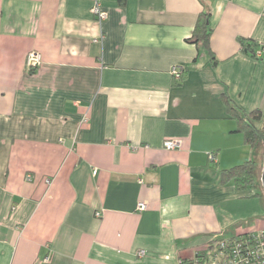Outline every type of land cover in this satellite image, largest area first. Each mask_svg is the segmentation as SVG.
<instances>
[{
    "label": "crops",
    "instance_id": "crops-1",
    "mask_svg": "<svg viewBox=\"0 0 264 264\" xmlns=\"http://www.w3.org/2000/svg\"><path fill=\"white\" fill-rule=\"evenodd\" d=\"M97 1L103 21L96 0H0V264H190L264 230L260 186L222 180L257 157L225 98L264 112L239 43L264 44V0ZM203 11L217 62L188 41Z\"/></svg>",
    "mask_w": 264,
    "mask_h": 264
},
{
    "label": "trees",
    "instance_id": "trees-1",
    "mask_svg": "<svg viewBox=\"0 0 264 264\" xmlns=\"http://www.w3.org/2000/svg\"><path fill=\"white\" fill-rule=\"evenodd\" d=\"M210 20L211 12L203 11L198 17L194 33L188 38V41L197 45H203L211 56L210 60L217 62V58L210 46L211 35L213 33ZM239 43L243 54L259 59L264 64V56L262 57V54H264V44L253 38L246 37H240ZM259 51L261 55H259ZM32 72L35 71L33 70ZM183 73L181 70L180 77L178 79L175 78L177 83H180ZM225 99L229 113L238 120V130L243 132L246 142L257 154V157L254 156L249 161L222 170V180L233 181L239 191H251L257 186H261L259 176L263 163L258 158L264 155V112L260 108H256L249 113L239 112L229 97L226 96ZM229 250L235 251L236 254L228 255ZM259 252L264 255V230L235 235L229 238H216L210 242L209 248L197 253L194 262L190 264H210L215 258L219 259V255L221 254L225 258H232L235 262H239L241 258L250 260L249 263L246 261L242 263L227 261L228 264H257L256 262L260 260L259 258L257 259ZM260 264H264V262Z\"/></svg>",
    "mask_w": 264,
    "mask_h": 264
},
{
    "label": "built area",
    "instance_id": "built-area-1",
    "mask_svg": "<svg viewBox=\"0 0 264 264\" xmlns=\"http://www.w3.org/2000/svg\"><path fill=\"white\" fill-rule=\"evenodd\" d=\"M93 12H94L95 16L97 17V19L100 21L105 20L108 16L107 12L101 8V4L97 0L95 2L94 7H93ZM259 55H261L260 51H259ZM41 63H42V56L39 52H37V51L29 52V54L27 56V66L29 67V69H36ZM173 74H174V77L176 79H178L180 77L181 70L178 69L177 67H174ZM180 145H181V141H179V140L170 139V140H166L164 142V147L166 149H169V150L177 149L178 147H180ZM211 158L213 161L215 160L214 155H211ZM96 172L97 171L95 170L94 173H96ZM27 178L30 180L31 176L29 175ZM146 208H147L146 203H144V202L139 203V205H138L139 210L143 211ZM256 253H258V251H256ZM144 254H145L144 251L139 252V255H141V256ZM234 254H236L235 251H231V250L228 251V255H234ZM262 254L259 252V256L257 257V259L259 258L260 260L256 262L257 264L264 262V255H262ZM45 261L48 262L49 259H46ZM227 261H229L231 263H242V262L246 261L249 263L250 260L249 259L245 260V259L241 258L239 262H235L232 258H230V257L225 258V257H223V254H221V255H219V259L215 258L214 260H212V262L210 264H228Z\"/></svg>",
    "mask_w": 264,
    "mask_h": 264
},
{
    "label": "water",
    "instance_id": "water-1",
    "mask_svg": "<svg viewBox=\"0 0 264 264\" xmlns=\"http://www.w3.org/2000/svg\"><path fill=\"white\" fill-rule=\"evenodd\" d=\"M261 183L264 187V155H263V165H262V171H261Z\"/></svg>",
    "mask_w": 264,
    "mask_h": 264
},
{
    "label": "rangeland",
    "instance_id": "rangeland-1",
    "mask_svg": "<svg viewBox=\"0 0 264 264\" xmlns=\"http://www.w3.org/2000/svg\"><path fill=\"white\" fill-rule=\"evenodd\" d=\"M258 159H259V161H261V162L263 163V157H262V156L259 157ZM262 165H263V164H262ZM262 165H261V166H262ZM261 171H262V169H261ZM259 179H260V182H261V172H260ZM260 188H261V190L264 192V187L262 186V183H261Z\"/></svg>",
    "mask_w": 264,
    "mask_h": 264
}]
</instances>
